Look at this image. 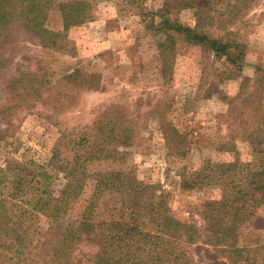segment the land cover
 Wrapping results in <instances>:
<instances>
[{
	"label": "rangeland",
	"instance_id": "1",
	"mask_svg": "<svg viewBox=\"0 0 264 264\" xmlns=\"http://www.w3.org/2000/svg\"><path fill=\"white\" fill-rule=\"evenodd\" d=\"M88 1L92 2L94 18L65 30L57 9L49 10L46 25L63 36L60 47L46 48L37 38L16 29L12 42L3 49L9 64L0 74V106L5 102V86L22 70L46 72L51 95L61 92L66 96L59 98L61 103L50 97L47 104L38 103L31 110L18 108L10 126L0 114V169L7 170L0 171V181L9 183L16 162L45 164L58 142L64 154L74 151L72 141H77L105 107L118 104L133 120V146L114 161H92L89 169L132 172L136 179L155 186L175 216L203 230L206 205L218 200L222 191L212 183L184 189L179 174L184 167L190 175L206 162L232 161L231 150L219 149L223 143H236L240 162L251 167L259 163L238 125L240 117L234 119V115L240 99L254 90L257 69H264V0H249V7L236 13L227 0L213 8L212 15L225 13V27L232 34L209 22L202 26L214 36L242 43L244 57L237 65L226 55L217 57L201 44L192 45L174 31L171 24L176 20L193 25L189 7L177 9L174 2L163 5L167 0ZM168 35L174 36L173 45ZM162 42L163 52L159 47ZM75 69L97 74L98 89L77 88L63 78ZM247 77L250 81L244 86ZM261 97L264 111V94ZM251 100L249 105H255ZM163 120L187 134L190 144L185 157L176 156L169 148L160 124ZM62 175L54 173V185L62 182ZM91 190L89 180L82 199ZM41 224L45 226V221ZM240 240L244 245L264 241V206L242 228ZM96 249L82 241L76 252L84 261ZM188 251L195 264H238L202 240Z\"/></svg>",
	"mask_w": 264,
	"mask_h": 264
},
{
	"label": "trees",
	"instance_id": "2",
	"mask_svg": "<svg viewBox=\"0 0 264 264\" xmlns=\"http://www.w3.org/2000/svg\"><path fill=\"white\" fill-rule=\"evenodd\" d=\"M224 1L167 0L163 5L174 2L177 9L191 8L193 25L176 20L169 26L192 45L201 44L217 57L226 55L237 65L244 57L242 43L202 29L209 22L232 34L225 27V13H211ZM226 3L235 13L249 7V0ZM92 6L88 0H0V74L9 64L3 49L12 42L16 29L37 38L46 48H57L63 36L47 27L49 10L57 9L65 30L93 19ZM169 36L173 45L175 38ZM159 47L163 52L165 42ZM257 71L254 90L240 99L234 119L240 117L237 124L244 130L259 163L251 167L240 162L236 143H223L219 149L231 150L232 161H209L190 175L183 166L179 174L184 189L196 183H212L222 191L218 200L206 205L203 230L175 216L155 186L136 179L132 172L89 169L92 161H114L133 146V120L126 108L114 104L105 107L77 141H72L74 151L64 154L58 142L45 164L16 162L9 183L0 181V264H195L188 247L200 240L238 264H264V241L244 245L240 240L242 228L264 206V69ZM63 78L77 88L98 89L100 84L97 74L87 75L80 69ZM244 81L246 86L250 78ZM50 83L48 74L38 69L22 70L11 79L4 88L5 102L0 106L6 124H12L14 111L22 106L31 110L38 103L47 104L50 97L61 103L59 98L66 95H51ZM250 100L255 105H249ZM160 124L169 148L175 150L176 156L185 157L190 144L187 134L170 122L163 120ZM54 173L63 174L57 186ZM89 180L91 193L82 199ZM41 221H45V226ZM82 241L97 248L84 261L76 252Z\"/></svg>",
	"mask_w": 264,
	"mask_h": 264
}]
</instances>
